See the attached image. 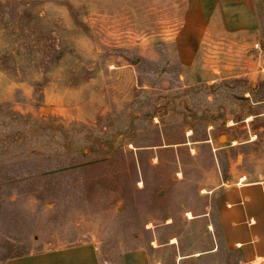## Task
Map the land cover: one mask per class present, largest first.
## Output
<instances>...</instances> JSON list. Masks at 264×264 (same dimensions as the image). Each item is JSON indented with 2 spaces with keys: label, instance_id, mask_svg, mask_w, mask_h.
Segmentation results:
<instances>
[{
  "label": "rangeland",
  "instance_id": "374dc122",
  "mask_svg": "<svg viewBox=\"0 0 264 264\" xmlns=\"http://www.w3.org/2000/svg\"><path fill=\"white\" fill-rule=\"evenodd\" d=\"M248 2L252 21L244 0H0V262L88 240L101 264L137 245L151 264H248L214 203L264 179Z\"/></svg>",
  "mask_w": 264,
  "mask_h": 264
},
{
  "label": "crops",
  "instance_id": "0c3cea01",
  "mask_svg": "<svg viewBox=\"0 0 264 264\" xmlns=\"http://www.w3.org/2000/svg\"><path fill=\"white\" fill-rule=\"evenodd\" d=\"M244 1L242 7H246L252 21V6L249 0ZM222 7L232 10L229 6ZM230 14L237 13L232 10ZM217 189L214 203L226 244L238 249L244 263L264 264V179L223 182ZM0 264H101V261L94 242L74 240L8 256ZM122 264H151L149 252L143 245L127 249L122 253Z\"/></svg>",
  "mask_w": 264,
  "mask_h": 264
},
{
  "label": "built area",
  "instance_id": "2783aa9c",
  "mask_svg": "<svg viewBox=\"0 0 264 264\" xmlns=\"http://www.w3.org/2000/svg\"><path fill=\"white\" fill-rule=\"evenodd\" d=\"M254 45H255V46H258V42H255Z\"/></svg>",
  "mask_w": 264,
  "mask_h": 264
},
{
  "label": "trees",
  "instance_id": "16d2710c",
  "mask_svg": "<svg viewBox=\"0 0 264 264\" xmlns=\"http://www.w3.org/2000/svg\"><path fill=\"white\" fill-rule=\"evenodd\" d=\"M150 240H153V238H150ZM158 243H161L162 244V242H160V241H158ZM161 246V245H160Z\"/></svg>",
  "mask_w": 264,
  "mask_h": 264
}]
</instances>
